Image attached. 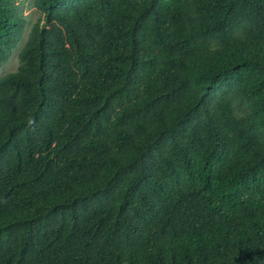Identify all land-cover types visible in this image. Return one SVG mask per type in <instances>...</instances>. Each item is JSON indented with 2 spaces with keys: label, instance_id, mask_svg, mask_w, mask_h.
<instances>
[{
  "label": "trees",
  "instance_id": "1",
  "mask_svg": "<svg viewBox=\"0 0 264 264\" xmlns=\"http://www.w3.org/2000/svg\"><path fill=\"white\" fill-rule=\"evenodd\" d=\"M34 5L0 77V264H264V0ZM25 24L0 0V67Z\"/></svg>",
  "mask_w": 264,
  "mask_h": 264
},
{
  "label": "rangeland",
  "instance_id": "2",
  "mask_svg": "<svg viewBox=\"0 0 264 264\" xmlns=\"http://www.w3.org/2000/svg\"><path fill=\"white\" fill-rule=\"evenodd\" d=\"M17 5L20 13L26 20V24L22 36L19 42L16 44L15 48L13 49L12 53L10 54L8 61L2 67H0V77L9 72L17 70V68L19 67L20 58L18 56V52L25 43L32 24L40 16L39 11L34 5V0H17ZM240 112V108L235 107V113L238 115L240 114Z\"/></svg>",
  "mask_w": 264,
  "mask_h": 264
}]
</instances>
